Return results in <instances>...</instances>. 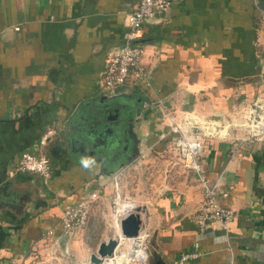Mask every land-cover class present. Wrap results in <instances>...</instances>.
I'll return each mask as SVG.
<instances>
[{"label":"crops","instance_id":"obj_1","mask_svg":"<svg viewBox=\"0 0 264 264\" xmlns=\"http://www.w3.org/2000/svg\"><path fill=\"white\" fill-rule=\"evenodd\" d=\"M170 1L167 12L145 20L136 42L150 84L107 94L109 53L123 44L125 15L138 0H0V264L33 260L49 238L54 247L70 242L87 224L65 237V207L97 190L89 225L119 181L124 191L125 177L148 169L155 176L142 208L143 264H172L184 251L200 253L186 264H264V146L244 129L205 141L203 171L234 185L219 203L236 217L201 232L197 175L162 161L169 138L159 139L168 125L164 105L174 106L176 119L193 112L224 123L254 105L264 111L263 2ZM23 152L46 155L47 184L15 172Z\"/></svg>","mask_w":264,"mask_h":264},{"label":"built area","instance_id":"obj_2","mask_svg":"<svg viewBox=\"0 0 264 264\" xmlns=\"http://www.w3.org/2000/svg\"><path fill=\"white\" fill-rule=\"evenodd\" d=\"M170 2V0H138L136 7L125 15L124 22L126 31L123 35L124 42L120 47L109 53L108 63L102 80L105 90L113 92L126 84L137 85L143 83L146 86L150 84L149 74L141 63L144 50L141 46L137 45L136 42L142 36L141 29L145 20L153 18L157 13L167 12L170 7ZM263 71L264 65L261 66V72ZM262 106L263 105L260 104L249 108L247 118L240 119V121H256L255 123H257L258 119L256 118H259V116L256 117L257 110H262L264 114ZM163 109L168 120V125L167 129L159 135V139L164 140L169 138L170 143L176 150L180 163L185 169L192 170L196 173L198 182L201 186L203 201L198 207V211L194 217L198 229L201 232L205 231L213 222H220L223 225L228 224L236 217V211L232 207L222 206L219 203V197H227L233 190L234 185L232 183L221 184L220 177L214 180L209 179L203 171L201 157L207 139H225L230 137V123H224L210 117H202L193 112H185L182 117L176 119L173 105H164ZM237 121L236 119L233 125L240 129L247 130L246 137L249 140L258 141L264 145L263 124L258 125L254 130L252 127L242 128L241 125L236 124ZM46 139L47 135H44L40 140L41 144H44ZM15 172L36 173L40 176L42 182L47 184L51 177V166L46 155H34L30 152H23L17 162ZM10 174L12 175V173ZM97 198L98 191L93 190L76 202L65 207L60 218L61 226L64 231L73 232L75 229L85 226L91 211L92 203ZM118 199L119 195L117 193V200ZM134 208L131 209V211H133ZM129 212L130 211L124 213L121 217ZM118 215H120V213ZM51 234L52 232L49 231L46 236L50 237ZM147 237L148 234L143 231L141 227L138 235L132 238V242L134 244L140 243L141 250L145 251L141 260L120 261V263H117L116 257H113V259L105 257L100 264H143L147 260ZM121 239L119 242H121ZM45 243L47 246L53 248L56 241L49 238ZM119 245L120 243L116 247L113 255L117 253ZM121 253L122 251L117 255L120 256ZM199 255V252L184 251L179 254L178 258L175 259L172 264H186L187 261L196 259ZM85 264H91V262L88 260Z\"/></svg>","mask_w":264,"mask_h":264},{"label":"rangeland","instance_id":"obj_3","mask_svg":"<svg viewBox=\"0 0 264 264\" xmlns=\"http://www.w3.org/2000/svg\"><path fill=\"white\" fill-rule=\"evenodd\" d=\"M261 12V17L264 18V10ZM111 93L112 92L107 94ZM246 118L247 114L245 115V117L242 116L241 118L231 119V121L229 122L230 130L237 132L240 128L235 127L233 125L234 122L236 121V119L238 120L237 122H241L240 119ZM167 144L168 146H166ZM256 144L264 146L260 142H256L255 145ZM161 146L163 147L160 155L162 161L175 160L180 162L178 156L176 155V152L172 148H170L172 147L170 140H168L166 144H161ZM262 151L264 150L262 149ZM168 170H170L169 167ZM146 173V175L142 173L139 175L131 174V178L125 177L123 181V185L125 187L124 191L122 190V183L119 181L117 187L114 186L112 201L108 200L107 203L103 204L105 206V209H103L104 207L102 206L103 208L100 210H93V214H91L90 216V224L88 225V223H86L88 226L86 225V227H83L80 233L72 236L70 242L64 244L60 243L53 248L47 246L46 243H43L42 246H38L33 251V260H28V262L23 264H85L86 261L89 260V254L95 251L100 241H104L107 238L116 235L115 226L117 220H120L121 218V204L134 203L136 207L139 206L141 208H146L147 204L150 205L149 203L152 199H147L151 196L149 181L152 180V177H154L155 175L151 174V171L149 169L146 170ZM117 193L119 195L118 200ZM136 207L134 208V210L136 209ZM117 211L120 213V215H118L119 213ZM141 217L143 221L146 219L145 211L141 212ZM143 231L149 234L145 229H143ZM148 239L149 236L147 237L146 242ZM128 242H131V240H121L116 255L119 254L120 251L126 252L128 250ZM88 251H90V253L87 255ZM126 256L129 257L130 254H126Z\"/></svg>","mask_w":264,"mask_h":264},{"label":"water","instance_id":"obj_4","mask_svg":"<svg viewBox=\"0 0 264 264\" xmlns=\"http://www.w3.org/2000/svg\"><path fill=\"white\" fill-rule=\"evenodd\" d=\"M144 209L137 206L135 210L122 216L119 220V230L122 238H133L139 233L142 225L141 212ZM72 231H67L65 237H68ZM120 235L118 237L113 235L104 241H100L94 252L89 254V261L93 264H100L105 257H111L119 244ZM147 257L149 255V249L146 247ZM159 264H164L161 259H159Z\"/></svg>","mask_w":264,"mask_h":264},{"label":"bare ground","instance_id":"obj_5","mask_svg":"<svg viewBox=\"0 0 264 264\" xmlns=\"http://www.w3.org/2000/svg\"><path fill=\"white\" fill-rule=\"evenodd\" d=\"M257 116H259V118H256L258 119L257 120V123H255L256 121H251V122H237L236 124H239L241 125L242 128H253L254 130L256 129V127H258V125H261L263 124L264 125V114L262 113V110H257ZM135 207V205L133 204H121L120 206V213H126L128 211H131V209H133ZM122 214V215H123ZM116 236L117 235H120V230H119V220H117L116 222ZM120 237L122 238V236L120 235ZM120 238V239H121ZM122 239H126L127 241L128 240H131V242H128V250L126 252H122L120 254V256H117L116 253L110 257V259H113V257H116L117 258V263H120V261H124V262H127V261H132V260H141L142 259V256L144 255L145 251L144 250H141V247H140V243H133L132 242V238L130 239H127V238H122ZM121 239V240H122ZM121 243V242H119ZM124 253V254H123ZM126 254H130V256H126ZM108 259V258H107ZM113 261V260H112ZM93 264V263H91ZM106 264V263H104Z\"/></svg>","mask_w":264,"mask_h":264},{"label":"trees","instance_id":"obj_6","mask_svg":"<svg viewBox=\"0 0 264 264\" xmlns=\"http://www.w3.org/2000/svg\"><path fill=\"white\" fill-rule=\"evenodd\" d=\"M262 2H263L262 6H263V8H264V0H262Z\"/></svg>","mask_w":264,"mask_h":264}]
</instances>
